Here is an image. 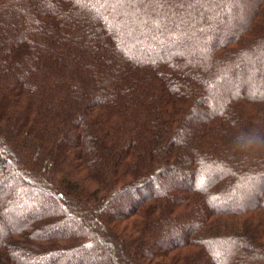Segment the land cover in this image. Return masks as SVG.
Listing matches in <instances>:
<instances>
[{
    "label": "trees",
    "instance_id": "1",
    "mask_svg": "<svg viewBox=\"0 0 264 264\" xmlns=\"http://www.w3.org/2000/svg\"><path fill=\"white\" fill-rule=\"evenodd\" d=\"M0 264H264V0H0Z\"/></svg>",
    "mask_w": 264,
    "mask_h": 264
}]
</instances>
